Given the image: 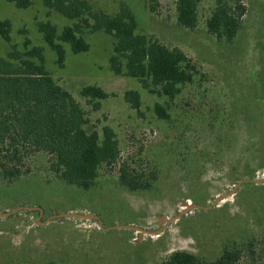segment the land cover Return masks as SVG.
Returning <instances> with one entry per match:
<instances>
[{
  "label": "rangeland",
  "instance_id": "obj_1",
  "mask_svg": "<svg viewBox=\"0 0 264 264\" xmlns=\"http://www.w3.org/2000/svg\"><path fill=\"white\" fill-rule=\"evenodd\" d=\"M88 1L110 14L126 4L140 33L184 50L198 73L174 99L151 93L137 78L111 70L114 38L101 30L85 31L88 51L75 53L65 44L61 66L37 22L51 20L61 32L74 21L43 0L29 8L0 0V19L13 24L12 43L23 51L43 46L48 71L85 109L87 130L102 135L111 126L121 149L120 160L104 164L87 190L63 182L43 151L26 158L21 178L0 177V264H164L174 250L208 263L225 247L242 251L238 264H264V181H245L264 178V0H242L247 13L232 41L208 31L216 0H202L193 30L178 23L176 0L154 1L156 11L149 0ZM10 48L0 37V54L7 56ZM89 85L109 93L99 109L81 95ZM130 89L141 93L140 110L125 99ZM157 103L168 119L157 115ZM124 162L153 187L123 186ZM48 219L50 225L39 227ZM68 229L72 247L64 251Z\"/></svg>",
  "mask_w": 264,
  "mask_h": 264
},
{
  "label": "trees",
  "instance_id": "obj_2",
  "mask_svg": "<svg viewBox=\"0 0 264 264\" xmlns=\"http://www.w3.org/2000/svg\"><path fill=\"white\" fill-rule=\"evenodd\" d=\"M19 8H29L35 0H10ZM156 11V0H149ZM202 0H176L178 23L189 29L199 24V5ZM216 6L207 19L209 33L229 41L234 40L247 13L242 0H216ZM49 10H55L73 20L61 32L51 20L37 22L45 42L57 54V62L64 66L65 44L75 53L90 49L85 31H104L114 38L110 68L117 75L137 78L145 89L174 99L182 86L192 82L198 73L197 63L179 47H169L158 38L138 31L133 11L122 4L117 13L97 11L88 0H43ZM12 21L0 19V37L10 44L7 56L0 54V177L17 180L25 173L26 158L36 152H47L52 157V170L71 185L90 189L100 168L121 158L117 133L106 125L102 135L88 131L87 113L73 94L63 87L48 71L44 47L34 45L23 51L12 43ZM30 42L27 40L26 45ZM81 95L101 107L109 96L102 87L89 85ZM126 101L140 110L141 93L127 90ZM160 118L170 117L166 107L156 104ZM142 176L130 170L126 162L120 167L119 180L131 191L153 187ZM155 178V177H154ZM242 251L225 247L220 256L204 262L188 250H176L164 264H238ZM46 264H59L49 261Z\"/></svg>",
  "mask_w": 264,
  "mask_h": 264
},
{
  "label": "crops",
  "instance_id": "obj_3",
  "mask_svg": "<svg viewBox=\"0 0 264 264\" xmlns=\"http://www.w3.org/2000/svg\"><path fill=\"white\" fill-rule=\"evenodd\" d=\"M41 222V220H39V227L40 226H42V227H46V226H48V225H50L49 223H51V220H45V221H43L42 223H40ZM94 229H96V230H101L100 229V227H95ZM72 230L74 231V230H77L76 228H72ZM72 230H70V229H68V231L67 232H65V230H64V232H63V238H64V241H63V243H62V247L64 248V251H67L69 248H71L72 247V240H73V236H72ZM102 230H105V231H107L106 229H104V228H102ZM0 231L2 232V228H0ZM1 235V234H0ZM132 240H135L133 237H130ZM74 243V242H73ZM79 243H81V241H79ZM75 245H76V243H74ZM69 245V246H68ZM52 247V244H49L48 245V247L47 248H51ZM56 247V244L55 245H53V248H55ZM174 251H176V250H174ZM173 251V252H174Z\"/></svg>",
  "mask_w": 264,
  "mask_h": 264
},
{
  "label": "water",
  "instance_id": "obj_4",
  "mask_svg": "<svg viewBox=\"0 0 264 264\" xmlns=\"http://www.w3.org/2000/svg\"><path fill=\"white\" fill-rule=\"evenodd\" d=\"M245 181L261 182V181H264V178L246 179ZM242 183H243V181H241V182L239 183V185L242 184ZM233 192H235V190H234ZM194 207L210 208L211 206L195 205ZM186 212H187V211H183V212H181L178 216H176V218L181 217V216H182L183 214H185ZM116 228H134V226H132V225H120V226H116ZM106 229H107V228H106Z\"/></svg>",
  "mask_w": 264,
  "mask_h": 264
}]
</instances>
